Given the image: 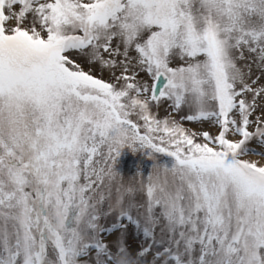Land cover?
<instances>
[{"label":"snow or ice","instance_id":"6c2138e0","mask_svg":"<svg viewBox=\"0 0 264 264\" xmlns=\"http://www.w3.org/2000/svg\"><path fill=\"white\" fill-rule=\"evenodd\" d=\"M0 264H264V0H0Z\"/></svg>","mask_w":264,"mask_h":264},{"label":"rangeland","instance_id":"374dc122","mask_svg":"<svg viewBox=\"0 0 264 264\" xmlns=\"http://www.w3.org/2000/svg\"><path fill=\"white\" fill-rule=\"evenodd\" d=\"M87 71V67L85 68ZM94 75H99L98 72H94ZM104 79H107V75L103 77ZM163 110H161V115H163ZM186 127H189L191 129H194L196 131H199L200 128L198 125L194 124H186ZM205 128L211 132H215V129L207 128L205 125ZM248 159H257L255 156L248 157ZM170 158L167 157H158L157 162L163 163L169 161ZM154 161L149 159L147 151L137 149L135 152H133L131 149L125 148L121 151L120 156L117 159L115 168L116 171L124 178V179H132L136 177L137 175H142L143 177H147L150 174V171L153 167ZM112 239H115L113 236ZM129 243L132 245V251L133 253L136 250V243L135 239L130 236Z\"/></svg>","mask_w":264,"mask_h":264}]
</instances>
